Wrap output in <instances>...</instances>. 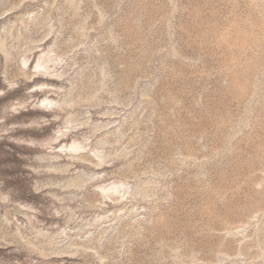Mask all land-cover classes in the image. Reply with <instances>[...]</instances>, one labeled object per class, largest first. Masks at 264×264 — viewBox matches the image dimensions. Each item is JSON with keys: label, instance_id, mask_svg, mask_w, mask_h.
<instances>
[{"label": "rangeland", "instance_id": "obj_1", "mask_svg": "<svg viewBox=\"0 0 264 264\" xmlns=\"http://www.w3.org/2000/svg\"><path fill=\"white\" fill-rule=\"evenodd\" d=\"M0 264H264V0H0Z\"/></svg>", "mask_w": 264, "mask_h": 264}, {"label": "clouds", "instance_id": "obj_2", "mask_svg": "<svg viewBox=\"0 0 264 264\" xmlns=\"http://www.w3.org/2000/svg\"><path fill=\"white\" fill-rule=\"evenodd\" d=\"M46 75L48 74L47 72L45 73ZM41 88L45 87L44 85L40 86ZM42 106H46L49 109H52L53 107H58V105L55 104V102H50L49 100H44L43 105ZM71 150H79L78 147H74V149Z\"/></svg>", "mask_w": 264, "mask_h": 264}, {"label": "bare ground", "instance_id": "obj_3", "mask_svg": "<svg viewBox=\"0 0 264 264\" xmlns=\"http://www.w3.org/2000/svg\"><path fill=\"white\" fill-rule=\"evenodd\" d=\"M38 66H36V68H37ZM44 100H46V99H44ZM44 100H42V102H44ZM51 102V101H50ZM70 147V149H74V147H76V146H73V145H71V146H69ZM114 189H116V187H114Z\"/></svg>", "mask_w": 264, "mask_h": 264}]
</instances>
